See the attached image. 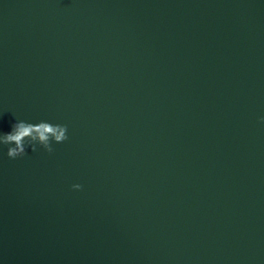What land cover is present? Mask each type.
<instances>
[{
    "label": "water",
    "instance_id": "95a60500",
    "mask_svg": "<svg viewBox=\"0 0 264 264\" xmlns=\"http://www.w3.org/2000/svg\"><path fill=\"white\" fill-rule=\"evenodd\" d=\"M264 0H0V264H264ZM82 185L73 191L71 185Z\"/></svg>",
    "mask_w": 264,
    "mask_h": 264
},
{
    "label": "clouds",
    "instance_id": "9594fccd",
    "mask_svg": "<svg viewBox=\"0 0 264 264\" xmlns=\"http://www.w3.org/2000/svg\"><path fill=\"white\" fill-rule=\"evenodd\" d=\"M258 122L264 123V116L259 117ZM67 132V126L62 123L48 120L32 122L16 118L9 130H0V154L9 160L23 158L29 150L51 154L54 145L68 140ZM70 187L73 191L82 189L79 183H73Z\"/></svg>",
    "mask_w": 264,
    "mask_h": 264
}]
</instances>
